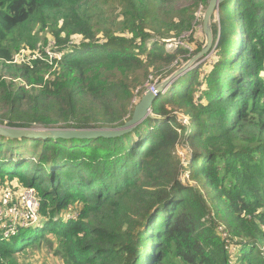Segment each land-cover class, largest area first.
<instances>
[{
	"label": "trees",
	"instance_id": "obj_1",
	"mask_svg": "<svg viewBox=\"0 0 264 264\" xmlns=\"http://www.w3.org/2000/svg\"><path fill=\"white\" fill-rule=\"evenodd\" d=\"M209 1L0 0V124L122 126L150 76L166 79L201 51L169 52L166 41L190 32L193 46L198 27L204 41L197 14ZM212 29V60L160 94L156 118L131 133L0 138V190L16 182L40 201L38 223L8 240L0 229V264L45 254L59 264H264V0L226 1ZM50 41L71 51L55 70L13 63L22 50L45 55Z\"/></svg>",
	"mask_w": 264,
	"mask_h": 264
},
{
	"label": "water",
	"instance_id": "obj_2",
	"mask_svg": "<svg viewBox=\"0 0 264 264\" xmlns=\"http://www.w3.org/2000/svg\"><path fill=\"white\" fill-rule=\"evenodd\" d=\"M228 0H210L203 16V33L205 44L200 53L191 58L183 67L166 79L155 88V93L147 92L136 105L133 116L122 126L100 129L78 130V129H42V128H12L0 124V137L13 140H93V139H114L125 136L135 130L147 118L156 117L152 113V107L160 94H165L170 87L182 76H185L193 69L199 67L202 62L214 50V34L212 29V16L219 12L220 6Z\"/></svg>",
	"mask_w": 264,
	"mask_h": 264
},
{
	"label": "built area",
	"instance_id": "obj_3",
	"mask_svg": "<svg viewBox=\"0 0 264 264\" xmlns=\"http://www.w3.org/2000/svg\"><path fill=\"white\" fill-rule=\"evenodd\" d=\"M172 42L173 41L171 40L166 41V49L169 52H174L179 47L178 43L174 41L173 42L175 43L174 45L171 44ZM70 52L68 50L61 52L58 51L55 46V42L50 41L48 43V47L44 51L45 55H41V53L29 54L25 50H22L16 56L13 63H24L29 66H32L33 61L41 60L46 62L49 66L53 67V70H55L58 66V63L63 59L64 55L69 54ZM5 208H7V212H5ZM38 211H39V199L37 198L34 189H28L22 192L17 202H15V196L13 190L11 189L3 190L2 194L0 195V229L2 230L4 239L8 240L16 236L18 234L19 227L27 228L32 224L38 223L39 221ZM70 212L73 211L69 210L65 214V218L71 219L77 217V215L74 213L68 215V213ZM6 217H11L10 225H7L4 221ZM17 220L21 222L17 223ZM221 231H223V229Z\"/></svg>",
	"mask_w": 264,
	"mask_h": 264
},
{
	"label": "rangeland",
	"instance_id": "obj_4",
	"mask_svg": "<svg viewBox=\"0 0 264 264\" xmlns=\"http://www.w3.org/2000/svg\"><path fill=\"white\" fill-rule=\"evenodd\" d=\"M204 12H205V10H201L200 9V11L198 12V14H197V17L198 16H200V18H202L203 19V16H204ZM117 14H114V16H116ZM216 21H217V18H216ZM201 28H203V27H201ZM195 32L196 33H198V38H197V40H196V42L193 44V46H191V45H186V43H184L183 42V40H188L189 39V37L191 36L190 34V32L187 34V35H185V36H183L180 40H176V39H171V41H175L176 43H178L179 44V47L180 46H182V47H186V48H188L189 50H190V53H192V52H194L195 50H197V47L199 46V44H205V36H204V33H203V36H204V41L201 39V30L199 29V27L195 30ZM99 37H103V34L102 33H100V35H99ZM191 39V38H190ZM241 39H242V37H241ZM171 43V44H174L175 45V43ZM170 44V45H171ZM204 44L202 45V48H203V46H204ZM214 48V50L212 51V53L206 58V60L204 61V62H202V64L200 65V66H202V65H204V66H207L208 65V63L212 60L211 59V57L213 56V53H214V51H215V47H213ZM202 50V49H201ZM238 51H239V49H238ZM201 52V51H200ZM199 52V53H200ZM239 53V52H238ZM197 55V54H196ZM195 55V56H196ZM194 57V56H193ZM192 57V58H193ZM187 63V62H186ZM185 63V64H186ZM184 64V65H185ZM183 65V66H184ZM183 66H181V67H183ZM180 67V68H181ZM179 68V69H180ZM169 78V77H168ZM167 79V78H166ZM166 79H164V76L163 75H161V73H154L152 76H150L149 77V81H147L146 82V89H145V92L143 93V96L147 93V92H153V93H155V90H154V88H156V86L157 85H159V84H162L164 81H166ZM154 90V91H153ZM142 96V97H143ZM142 97H139V99H136L134 102H136V105L141 101V99H142ZM183 120H185L184 122H186V118H183ZM1 138V137H0ZM181 147L182 146H180L179 148V150H178V154L180 155V157L182 158V161H183V163L185 164V166H187L188 165V162H189V153L186 151V150H184V149H181ZM182 180L185 182V183H189V182H191L190 181V178H189V173L186 171L184 174H183V176H182ZM16 185H18V184H16V182H14L13 184H12V186L13 187H7V188H3V189H1L0 190V195L2 194V191L3 190H6V189H11V190H13V193H14V196H15V202H17V200H18V198H19V196H20V194L22 193V192H24L25 190H28V189H33V188H21V187H18V186H16ZM35 190V189H34ZM36 192V191H35ZM36 195H37V198L39 199V197H38V194H37V192H36ZM39 206H40V201H39ZM5 212H7V208H5ZM71 213H74V212H70V213H68V215H70ZM67 215V216H68ZM38 216H39V214H38ZM5 223L7 224V225H10L11 224V217H6L5 218ZM19 222H21V221H19V220H17V223H19ZM16 227H17V225H16ZM222 232H225L224 231V229H223V231ZM262 251H264V247L262 248ZM37 258H34V257H32V258H20L19 259V263L20 264H59V262L58 261H56V260H54V259H52L48 254H45L44 255V257L45 258H47V259H45L42 255L41 256H36ZM235 262H236V259L234 258V260H233V263L235 264ZM147 264V263H146Z\"/></svg>",
	"mask_w": 264,
	"mask_h": 264
}]
</instances>
